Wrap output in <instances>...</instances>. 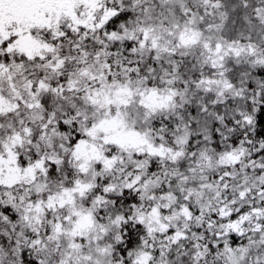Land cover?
Instances as JSON below:
<instances>
[{"label":"snow or ice","instance_id":"6c2138e0","mask_svg":"<svg viewBox=\"0 0 264 264\" xmlns=\"http://www.w3.org/2000/svg\"><path fill=\"white\" fill-rule=\"evenodd\" d=\"M0 264H264V0H0Z\"/></svg>","mask_w":264,"mask_h":264}]
</instances>
